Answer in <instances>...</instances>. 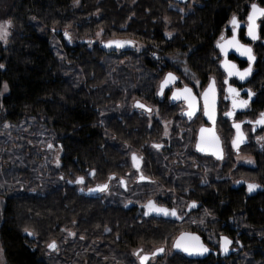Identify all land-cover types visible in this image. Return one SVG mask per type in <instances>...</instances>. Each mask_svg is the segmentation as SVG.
<instances>
[{
  "label": "trees",
  "instance_id": "trees-1",
  "mask_svg": "<svg viewBox=\"0 0 264 264\" xmlns=\"http://www.w3.org/2000/svg\"><path fill=\"white\" fill-rule=\"evenodd\" d=\"M11 1V32L5 45L0 42V115L7 122L41 121L60 157L57 167H49L47 182L29 177L24 179L28 187L9 192L5 187L10 177H0L5 188L0 190V241L6 262L139 264L136 251L163 248L154 264H264V157L254 169H236L230 178L223 175L226 164L214 166L205 181L191 166L181 174L179 164L162 161L173 155L149 147L159 138L160 124L152 121L150 126L129 108L135 95L156 105L161 116L176 118L179 107L155 95L162 73L172 69L162 56L179 54L190 71L206 77L217 70L213 44L227 19L244 18L251 3L264 6V0H188L182 5L174 0ZM64 28L78 42H61L58 53L51 39L62 36ZM98 31L107 40L125 38L144 48L107 52L91 45ZM260 35L264 40V19ZM259 55L252 81L258 93L255 107L263 110L264 51ZM117 61L125 62L119 66ZM3 83L8 88L1 95ZM133 154L141 156L143 174L157 186L132 182L125 191L117 185L118 179L129 177ZM79 177L83 183H76ZM237 177L258 183L260 190L248 195L233 188ZM107 183L111 195H88V189ZM160 187L170 190L166 200L156 195ZM151 198L185 216H145L141 207ZM190 203L197 207L187 214ZM229 227L241 233L229 258L188 260L171 250L181 232L195 231L212 246L216 235ZM52 242L55 249L48 247ZM165 251L171 255L163 257Z\"/></svg>",
  "mask_w": 264,
  "mask_h": 264
},
{
  "label": "flooded vegetation",
  "instance_id": "flooded-vegetation-1",
  "mask_svg": "<svg viewBox=\"0 0 264 264\" xmlns=\"http://www.w3.org/2000/svg\"><path fill=\"white\" fill-rule=\"evenodd\" d=\"M253 3H251V4H253ZM256 4H258V3H256ZM250 5L248 7L247 13H246L244 18L241 19V18L237 17V20H238L239 25H240L237 28V38L239 39L240 43L252 48V54L255 57V60L252 63V72H251L250 76H248L246 78L245 81H240L236 77L228 78L229 84H231L233 87L237 88L240 91V93H241L240 98L248 99L247 90H251L254 93V95H253V97L249 103L248 108L233 110L231 99L225 98L226 96H228V93L226 92L227 85L224 84V80L227 78V74L225 73L224 70H222L220 68V64L223 61L224 57L220 54L219 50L216 47L218 41L223 42V41H221V36H223L225 38V40L231 37L232 26H231L230 21H231L233 16H230L227 19V21L225 22L224 26L221 29L220 34L218 35L217 39L215 40V42L213 44V47H214L213 60L215 62V65L217 66V70L216 71L214 70L215 72H213V73L211 72L206 77L201 78L188 69L198 80L199 85L201 86L200 91H197V89H195V87L193 85H191V83L188 82V80H186L183 76H181L182 74L180 72H178L174 68H172V69L170 68V70H166L164 72V74H162V78L166 73L172 72V73L176 74V76L178 78V82L172 88L165 90L164 94L161 95V97L157 96L158 86H157V90L155 93V95L159 101L166 102L169 105L170 104H174V105L176 104L179 107L176 110V114L178 115V116L176 115V118H175V116L173 117V115H171L169 113L166 115L163 114L162 116H163V119H171L173 125H176L177 127H178V125L181 126L182 128L179 127V130L182 131V133L177 134V136H175V137L171 136V138H172L171 141L170 140H165V141L163 140L162 141L161 138H163V137H162V124H160L161 122L158 120L150 119V120H148L149 125L151 126V124L153 122H157L158 124H160V131H159V133H157V134H159V138L156 139V141L151 142L149 144V147L154 148V150H157V152L159 151V153H162V154L168 153L169 155H173V157H171V159H169L168 157L164 158L165 160H167L168 164L175 163V164H179L181 167V161L176 156V152L181 151L180 155H182V154L184 155L183 161H185L186 167L190 166L192 164V162H195L197 166H200V165L204 166L202 168L196 167V170H197L196 173H198V174L203 173L204 174V177H202L201 181L207 180L206 178L209 177L207 174L210 173L211 171H214L215 164L219 165V166H220V164H222V165L226 164L227 167L224 169L223 175H225V177H227V178H230V176H232L234 171L235 172L238 171L236 169H241V167H247L248 169L256 167L257 166V159L260 156L264 157V139H259L261 137H264V126L254 125L253 123H248L249 121L254 122L255 120H257L259 118V114L261 112H264V109L262 110L259 107H257V108L255 107V100L257 98L258 93H257V89H255V87L253 85V81H252V78L256 73L257 62L260 58L259 54L264 51V48L262 47V46H264V40L261 39V35H260V23L264 18H262L261 20L258 21V25H259L258 35L260 36V39H258L257 41H252V40L248 39L246 37V26H247L246 17L248 15ZM259 6H261V5H259ZM226 58L229 61H231L232 63H235L237 65V68L240 70H243V69L249 67L248 59L239 58L234 54H229ZM162 78H161V80H162ZM182 80H184V84L181 83ZM213 80L215 81V88H216V92H217V111H216L217 116H216V121H215V132H216L217 137L220 140L221 149H222V158L219 160L215 159L212 155L201 154L195 148V144H196V140H197V136H198V131L202 127L204 128V127L210 126V124L203 117V112H202L203 110L201 108L200 103H199L200 109H199L198 113L194 117H192V119L188 120L185 116H183V111L186 109L184 106V103L183 102L171 103L169 100V96H170V93L173 90V88H180L183 86L191 87L193 93L199 98L200 94L205 89V87L210 82H212ZM139 109L144 110L142 108H139ZM157 109H158V113L161 116L162 112L160 111L159 108H157ZM229 111H234V115L232 117H228L225 115V113L229 112ZM145 112L148 114V113H151L152 110H151V112H147V111H145ZM233 123H240L241 124V131L244 133V136H245L244 143L241 146H239L238 149H234L233 144H232L233 139L236 137V129L233 127ZM254 128H255V130H253ZM174 134H175V132H171V135H174ZM180 136H181V139H180ZM176 137L178 140L174 141L176 139ZM153 145H160V147L156 148V147H153ZM242 153H246L247 155H249V157L252 158L253 163H254L253 167L244 166L243 164H238V163L236 164L234 162L235 157L238 156L239 154H242ZM135 155L139 159V169H137L136 167L133 166L132 156H131L130 160H129L131 170H129L130 172L128 171V175L132 172L136 173L138 176L137 181H139V182L151 183V182L155 181V180L147 178L143 174L142 167H143L144 163L142 161V158H141V156H138V154H135ZM228 164H230V165H228ZM193 166H194V164L191 165V167H193ZM243 169H246V168H243ZM179 170H181V169H179ZM141 176H143L144 179H141ZM233 183H234L233 188L241 187L242 189H244V191L248 195H253L260 190V185L258 183L245 181V178H242V177L237 178L235 180V182H233ZM248 184H256V185H258V187L255 190L249 192ZM107 185H108V189H109L110 184L107 183ZM108 189L103 191L102 193L107 192ZM102 193H100V194H102ZM150 200H152L157 206L169 209V211H171L172 209H176V207L168 206L167 203H165V202H162V203L159 202L158 203L153 198H151ZM191 204H193V203H190L187 206V208L185 209L187 214L191 210H193L197 207V206L191 207ZM141 210L143 212H145L144 208H142V207H141ZM176 211H177V217H171L170 216V217L165 218V219L181 220L185 216V215L180 216L177 209H176ZM147 216H153V215L149 214ZM153 217H155V216H153ZM160 218H163V217H160ZM225 226H226V224L221 225L222 228H224ZM188 232H195V231L188 230ZM195 233H197V232H195ZM222 235L227 236L229 239L232 240V248H235V250L238 249V246L240 245L239 236L241 235V233L237 232L236 228L229 227L227 233H220L219 236L216 235V238L219 239V237ZM202 239H203V237H202ZM204 242L213 250H218V248L210 246L206 241H204ZM139 254H140V252L138 254H136V252H135L136 257ZM210 256H214L215 258H220L219 255H210ZM220 259H225V258H220Z\"/></svg>",
  "mask_w": 264,
  "mask_h": 264
},
{
  "label": "rangeland",
  "instance_id": "rangeland-1",
  "mask_svg": "<svg viewBox=\"0 0 264 264\" xmlns=\"http://www.w3.org/2000/svg\"><path fill=\"white\" fill-rule=\"evenodd\" d=\"M11 3H12L11 0H0V25L7 26V32H8L7 39L11 32V22L10 24H7V22L10 21L9 13L11 9ZM191 5L192 4H190L185 9L186 10L189 9ZM179 9L180 11H184L183 7L182 8L180 7ZM66 32L68 33V37L65 36ZM60 34L62 36L58 38L53 37L51 39V43L54 49H56L58 53L60 51L61 42L63 43L66 41V43L68 44L69 42L71 44H75L78 42V38L76 37V35L70 28H64L63 30L61 29ZM110 41H121V42H127V43H124L123 46L119 48L105 47V45L108 44V42ZM0 42L4 45L6 44L5 40L3 39H0ZM93 43H97L98 45L102 46L107 52H114L115 54H118V55L122 51H125V50H131L137 53V52H140L144 48L142 44L138 42H132L125 38H118V39L114 38V39L107 40L106 38L101 36V31H98L95 34L94 41L91 42V45ZM162 57L163 59L168 60L171 67L176 69L178 72H180L182 74L181 76H183L186 80H188V82H190L191 85H193L195 89H197V91L201 90L200 89L201 86L199 85L198 80L188 70L187 66L185 65L184 57H182L179 54L163 55ZM124 62L125 61H117V64L121 66L124 64ZM128 68L132 70V75H136L135 68L133 67H128ZM161 78H162V75L157 82L155 93H156L157 86ZM181 83L184 84V80H182ZM4 85L5 84L3 83L2 88H1V95L6 93V91L4 90ZM137 102L144 104L147 108H151L152 112L147 114L144 110H141L137 107H133L134 104H136ZM129 108L130 110H136L138 113L143 115L147 120L154 119V120L160 121L161 122L160 124H162V137H163L161 138L162 141L163 140L171 141L172 139L171 136L175 137L177 136V134L182 133V131L179 130V127L180 128L182 127L179 125L178 127L176 125H173L171 119H163V116L161 117L160 114L158 113L157 106L152 103L143 101V99H140L134 95L129 101ZM166 132L167 134H165ZM171 132H175V134L171 135ZM2 139H4V144L0 143V177L5 178L6 175L7 177H10V181L6 184V187H5V188H8L9 192H14L13 190H16V189L23 190L24 188L28 187L26 186L27 183L24 181V179L26 178L28 179L29 177H35L37 178L38 181L47 182V179L50 178L49 167L55 168L59 164L60 150H59V147L51 140L49 130L43 126L41 121H39L38 119L26 118V119L19 120L17 122H7L3 119V115H0V141ZM180 139H181V136H180ZM177 140L178 139L176 137L174 141H177ZM49 144L52 145L51 148L48 147ZM180 152L181 151H177L176 156L181 161V168H182L181 170L185 171L186 164H185V161H183L184 155L183 154L180 155ZM234 160L236 164L237 163L243 164L244 166H248V167L254 166L252 158L249 157V155H247L246 153L239 154L238 156L235 157ZM162 161H165V159H162ZM192 164H194V166L191 168L193 173L197 171L196 167H199V168L204 167L202 165L197 166L195 162H192ZM215 166H217V168H220L222 164H220V166L215 164ZM241 168L248 169L247 167H241ZM254 168L255 167L250 168V169H254ZM129 177L132 179V181H129ZM129 177L127 176V178L118 179L116 181L117 185H119L120 187H123L125 191L128 190L132 182L133 183L139 182L137 181L138 176L136 173L134 172H132V174L130 173ZM121 181H123L124 183L122 184ZM146 183H149V182H146ZM4 184L5 183H3V185ZM149 185L157 186L158 182L153 181L149 183ZM5 188L4 186H2V184H0V190L5 189ZM86 188L88 187H85V189ZM29 189L36 191L33 188H29ZM169 192H170L169 189L167 190L163 187L162 188L160 187L158 188V190H156V195L158 197H161L163 200H166ZM111 194H112V189L111 187H109L107 192L102 193L100 195H103V197L104 196L106 197V195H111ZM3 207H4V198L0 195V222L2 219ZM219 235L220 233L217 234V236ZM211 244H212V247L218 248V238H216V240H213ZM153 250L154 249H152L151 251H148L147 253H151ZM141 253H144V252H140L139 255H141ZM170 255H171V251H165L163 257H168ZM138 256L134 258L136 262H138L137 261ZM156 260H157V257L152 258L147 262V264H154ZM0 264H8L4 257L1 241H0Z\"/></svg>",
  "mask_w": 264,
  "mask_h": 264
},
{
  "label": "snow or ice",
  "instance_id": "snow-or-ice-1",
  "mask_svg": "<svg viewBox=\"0 0 264 264\" xmlns=\"http://www.w3.org/2000/svg\"><path fill=\"white\" fill-rule=\"evenodd\" d=\"M79 0H77V3ZM264 18V7H259L256 3L251 4V11L249 12L247 16V32L246 35L252 40L257 41L260 39V36L258 35V20H261ZM231 23V30L232 35L230 39H226L221 36V41L217 43V47L220 49L221 53L224 54L225 57L228 55V50L234 49L241 57H247L249 62V67L245 68L243 70H240L237 68V65L235 63H232L227 58L222 62L221 66L223 67L225 73L227 74V78L224 80V84L227 85L226 92L228 93V96L225 98L231 99L232 102V108L235 109H246L249 106V103L254 95V93L251 90H247L248 99H242L240 98V91L233 87L231 84H229V79L231 77H236L240 81H245L248 76H250L252 72V62L255 60V57L252 54V48L249 46H246L242 43H240L239 39L237 38V28L240 26L239 22L237 20V17L234 15L230 21ZM7 24H10V21L7 22ZM99 35V34H98ZM168 36H171V33H167ZM7 26L6 25H0V39L7 41ZM65 36L68 37V33H65ZM124 43L127 42H121V41H110L108 44H106V47H111L113 44L116 45V47H122ZM0 67H3V65H0ZM176 77L173 76L171 73L167 74V76L164 78V80L160 84V88L158 91V95H163L165 92V89L170 85L175 83ZM7 84L4 85V90L7 91ZM183 99L186 104L188 111L184 113V115H187L189 118L193 117L195 115V112L197 111V98L192 94V90L190 88H183V89H177L172 93V99ZM201 99L203 100V113L208 118V120L215 122V106H216V88H215V81L213 80L209 85L208 88L204 90V92L201 95ZM137 108H142L147 112H151L150 108H147L144 104L137 102L135 105ZM226 116L232 117L234 115V111H229L225 113ZM248 123H253L254 125H260L264 126V112H261L259 114V118L257 120L249 121ZM233 127L236 129V137L233 139L232 144L233 147H238V145L242 142H244L245 136L244 133L241 131V124L240 123H233ZM255 130V128L253 129ZM167 134V132L165 133ZM259 139H264V137H261ZM49 148L52 147L51 144L48 145ZM153 147L159 148L160 145H153ZM195 148L198 152L202 153H210L214 156H216L218 159L222 158V152L220 148V142L219 138L214 134V131L212 129H206L201 128L200 129V136L195 144ZM250 162V161H249ZM132 163L133 166L139 169V159L138 157L133 154L132 155ZM141 179H144L143 176H141ZM84 178L79 177L76 180V183H83ZM123 184L124 182L121 181ZM258 187L256 184H248V190L249 192L255 190ZM108 189L107 184L98 185L95 189H89L90 192H103ZM146 208V211L144 212V215H149L150 213H156L157 215H164V216H172L177 217V211L176 209H172L169 211V209L164 207H158L153 201L149 200L146 205H144ZM192 207H195V204L192 205ZM207 214V213H206ZM26 232H28V229H25ZM29 235H32L33 233L28 232ZM219 244L221 251L227 252L229 245L232 244V241L225 236H221L219 238ZM48 247L50 249L56 248V243L52 242L48 244ZM175 247L183 250L188 255H203L209 251L207 247L204 246V244L201 242L200 237L196 236L194 234H181L179 239L175 243ZM158 251H163V249H159ZM155 254V253H154ZM148 260L147 256L140 257V264H145V261Z\"/></svg>",
  "mask_w": 264,
  "mask_h": 264
},
{
  "label": "water",
  "instance_id": "water-1",
  "mask_svg": "<svg viewBox=\"0 0 264 264\" xmlns=\"http://www.w3.org/2000/svg\"><path fill=\"white\" fill-rule=\"evenodd\" d=\"M176 3H178V4H185V3H187L188 2V0H174ZM258 5V4H257ZM259 6V5H258ZM259 7H264V6H259ZM251 11V5H250V9H249V12ZM249 12H248V14H249ZM248 16V15H247ZM259 21V20H258ZM246 23H247V17H246ZM246 32H247V26H246ZM246 37L248 38V39H250L247 35H246ZM231 38V37H230ZM230 38H228V39H230ZM251 40V39H250ZM106 47V46H105ZM111 47H114V48H119V47H116V45L115 44H113ZM217 47V46H216ZM217 49L219 50V52H220V54L224 57V59H223V61L225 60V56H224V54H222L221 53V51H220V49L217 47ZM229 54H234V55H236L237 57H239V58H242V59H247V57H241L240 55H239V53H237L234 49H229L228 50V55ZM227 55V56H228ZM222 61V62H223ZM222 62H221V64H222ZM254 62V61H253ZM252 62V63H253ZM221 64H220V68L222 69V70H224L223 69V67L221 66ZM169 73H171L173 76H175L176 78H177V76H176V74H174V73H172V72H168V73H166L164 76H163V78H162V80L159 82V84H158V90H157V93H158V91H159V88H160V84H161V82L164 80V78L167 76V74H169ZM178 82V78L176 79V81H175V83H173V84H170L165 90H167V89H169V88H172L176 83ZM211 83V82H210ZM209 83V84H210ZM208 84V85H209ZM208 85L205 87V89H207L208 88ZM185 87H187V88H190L191 90H192V88L191 87H189V86H183V87H180V88H173V90L171 91V93H170V96H169V100H170V102L171 103H175V102H183L184 103V106H185V110L183 111V116H185L188 120H190V119H192V117L191 118H189L187 115H184V113H186L187 111H188V108H187V104H186V102L181 98V99H177V100H173L172 99V93L174 92V91H176L177 89H183V88H185ZM204 89V90H205ZM204 90L202 91V93L204 92ZM202 93L200 94V96H199V98L193 93V91H192V94L194 95V96H196V98H197V111L195 112V115L198 113V111H199V109H200V106H199V103H200V105H201V108H202V110H203V100L201 99V95H202ZM157 96L158 97H161V95H158L157 94ZM216 111H217V92H216V106H215V121H216V116H217V113H216ZM203 112V111H202ZM194 115V116H195ZM193 116V117H194ZM203 117H204V119L210 124V126L209 127H204V128H206V129H212L213 131H214V134L216 135V132H215V122L213 123V121H210V120H208V118L204 115V113H203ZM199 136H200V130L198 131V136H197V140H196V143H197V141H198V139H199ZM217 136V135H216ZM219 142H220V140H219ZM244 142H242V143H240L239 145H238V147H235L234 149H238L239 148V146H241L242 144H243ZM220 148H221V143H220ZM221 152H222V149H221ZM201 154H204V155H212V154H210V153H202V152H200ZM215 159H218L216 156H214V155H212ZM219 159H221V158H219ZM218 159V160H219ZM97 186H95V187H92V188H90V189H95ZM87 193H88V195H91V196H93V195H97V194H100V193H102V192H90L89 191V189H88V191H87ZM152 201V200H151ZM148 202H146L145 203V205L147 204ZM192 205L193 204H191V207H192ZM158 207H160V206H158ZM143 208H144V210L146 211V208L143 206ZM151 215H153V216H155V217H163V218H168V217H170V216H164V215H157L156 213H150ZM172 217V216H171ZM181 234H194V235H196V236H199L200 237V240H201V242L204 244V246L205 247H207L208 249H209V251L207 252V253H205V254H203V255H188L186 252H184L183 250H181V249H179V248H176L175 247V243H176V241L179 239V237L181 236ZM222 236H224V235H222ZM221 237V236H220ZM219 237V238H220ZM225 237H227V236H225ZM231 240V239H230ZM232 241V240H231ZM159 249H163V248H159ZM159 249H156V250H154L152 253H150V254H148V253H141V255H139L138 256V259H137V261H138V263L140 264V257H142V256H147L148 257V260L147 261H145V264H147V262L151 259V258H154V257H159V256H161L162 254H163V251H164V249H163V251H158ZM171 250L173 251V253H175V254H180V255H182L184 258H186V259H188V260H204V259H206V258H208L210 255H219L220 256V258H229L232 254H234L235 253V248H232V244L231 245H229V248H228V251L227 252H224V251H221V249H220V244H219V239H218V250H213L212 248H210L204 241H203V239H202V237L199 235V234H197V233H195V232H188V231H184V232H181L180 234H178L175 238H174V240H173V242H172V244H171ZM139 252L138 251H136V254H138ZM155 253V254H154Z\"/></svg>",
  "mask_w": 264,
  "mask_h": 264
},
{
  "label": "bare ground",
  "instance_id": "bare-ground-1",
  "mask_svg": "<svg viewBox=\"0 0 264 264\" xmlns=\"http://www.w3.org/2000/svg\"><path fill=\"white\" fill-rule=\"evenodd\" d=\"M210 166V165H209Z\"/></svg>",
  "mask_w": 264,
  "mask_h": 264
}]
</instances>
